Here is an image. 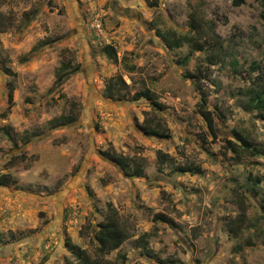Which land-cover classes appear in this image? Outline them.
Instances as JSON below:
<instances>
[{
  "label": "rangeland",
  "instance_id": "1",
  "mask_svg": "<svg viewBox=\"0 0 264 264\" xmlns=\"http://www.w3.org/2000/svg\"><path fill=\"white\" fill-rule=\"evenodd\" d=\"M0 20V264H78L74 245L98 256L112 212L127 236L112 264H264V119L247 92L264 83V0H0ZM63 60L78 69L56 84ZM117 75L119 99L104 93ZM145 88L161 109L132 98ZM148 112L169 136L141 129ZM235 131L262 153L236 161Z\"/></svg>",
  "mask_w": 264,
  "mask_h": 264
},
{
  "label": "trees",
  "instance_id": "2",
  "mask_svg": "<svg viewBox=\"0 0 264 264\" xmlns=\"http://www.w3.org/2000/svg\"><path fill=\"white\" fill-rule=\"evenodd\" d=\"M244 0H235L236 5H240ZM191 28L194 32L199 33V35H205L209 33L206 29L202 27L201 22L195 17L194 14H191ZM9 24V22H8ZM3 20H0V31H4L6 29V25ZM175 45L178 42L174 41ZM113 58L116 60V52L111 51ZM253 67L259 68V65L256 62H253ZM78 66L72 65L71 62H61L58 75L56 78V84L61 83L63 77H67L70 73L77 71ZM70 68V70H67ZM191 75V74H190ZM193 76V75H191ZM128 87L127 82L124 80L122 75H117L110 77L105 86L104 93L106 96L110 98L119 99L122 94V88ZM248 106L251 109H257V114L260 118L264 119V83L260 77V75H256L252 84L249 86L248 90ZM133 99H148L152 106L158 110L163 106L162 104L155 98L154 92L150 89L145 88L142 90H137L132 94ZM12 100V91L9 93V101ZM206 95L204 93L201 94V99L198 102V112L202 116V118L206 122V126L209 132L213 135L216 134V125L214 122V113L206 108ZM4 115V113H3ZM67 121H73L72 116L66 117ZM55 121V119H53ZM141 129L149 135H155L159 137H167L169 136L168 129L160 122L158 117L152 112H148L145 116ZM235 141L226 139V144L229 149L234 153V158L236 161H240L244 156H255L262 153V148L255 144L253 141L248 139L247 136L242 133L235 131ZM104 158L113 162L116 166H118L126 175L131 176H139L143 171V164L134 158L127 157L126 155L117 153L114 150H102L101 151ZM157 158L160 162L164 163L168 161V156L166 153L158 151ZM182 170H190V168L180 167ZM240 217H243L244 212L239 213ZM153 221H161L166 223H171V219L168 218L163 213H155L153 215ZM242 221V220H241ZM241 224V223H240ZM239 227V226H238ZM145 235V234H143ZM142 237V236H141ZM144 237V236H143ZM127 238L126 233L121 227L118 217L115 212L107 215L104 220L98 223V229L94 233V239L96 240V249L98 252V256H91L84 248L80 246L74 245L71 247V252L74 255L76 262L78 264H112L110 260L104 257V255L111 253L112 251L118 249L123 241Z\"/></svg>",
  "mask_w": 264,
  "mask_h": 264
},
{
  "label": "flooded vegetation",
  "instance_id": "3",
  "mask_svg": "<svg viewBox=\"0 0 264 264\" xmlns=\"http://www.w3.org/2000/svg\"><path fill=\"white\" fill-rule=\"evenodd\" d=\"M120 11L122 12V14H125L128 12V9L126 7H123V8L121 7Z\"/></svg>",
  "mask_w": 264,
  "mask_h": 264
},
{
  "label": "water",
  "instance_id": "4",
  "mask_svg": "<svg viewBox=\"0 0 264 264\" xmlns=\"http://www.w3.org/2000/svg\"><path fill=\"white\" fill-rule=\"evenodd\" d=\"M86 111H88V110H86ZM80 122H82V120H78V121L74 122V124H78ZM61 193H63V192H60L59 194H61Z\"/></svg>",
  "mask_w": 264,
  "mask_h": 264
},
{
  "label": "built area",
  "instance_id": "5",
  "mask_svg": "<svg viewBox=\"0 0 264 264\" xmlns=\"http://www.w3.org/2000/svg\"><path fill=\"white\" fill-rule=\"evenodd\" d=\"M96 27L98 28V30H101V29H100V24L97 23V24H96Z\"/></svg>",
  "mask_w": 264,
  "mask_h": 264
}]
</instances>
